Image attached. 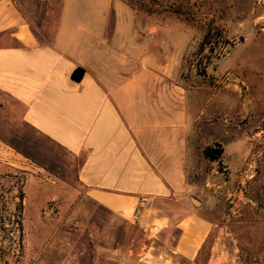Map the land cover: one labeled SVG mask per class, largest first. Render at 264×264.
Instances as JSON below:
<instances>
[{"label":"crops","instance_id":"1","mask_svg":"<svg viewBox=\"0 0 264 264\" xmlns=\"http://www.w3.org/2000/svg\"><path fill=\"white\" fill-rule=\"evenodd\" d=\"M194 50L192 29L142 20L124 0H0V110L78 160L89 202L125 222L139 209L146 256L169 246L191 264L226 183L251 161L253 177L264 133L220 70L230 55L198 75ZM4 146L17 151L0 141L1 165L20 169L25 156ZM215 146L221 158L209 162L202 151ZM222 259L213 244L205 264Z\"/></svg>","mask_w":264,"mask_h":264},{"label":"rangeland","instance_id":"2","mask_svg":"<svg viewBox=\"0 0 264 264\" xmlns=\"http://www.w3.org/2000/svg\"><path fill=\"white\" fill-rule=\"evenodd\" d=\"M124 1L142 20L192 29L195 50L187 62L196 74L205 75L207 67L230 55L220 70L227 68L239 81L258 132L264 129V0ZM206 35L212 52L200 45ZM257 140L253 177L226 183L220 206L210 212L216 229L197 264H205L213 244L223 254L217 264H264V133ZM0 141L25 156L18 170L0 161V223L6 230L14 227L6 215L20 204L17 189L24 196L20 247L15 234H0V264H191L171 257L169 246H155L146 256L148 245L136 225L88 201L77 182L78 160L1 110Z\"/></svg>","mask_w":264,"mask_h":264},{"label":"trees","instance_id":"3","mask_svg":"<svg viewBox=\"0 0 264 264\" xmlns=\"http://www.w3.org/2000/svg\"><path fill=\"white\" fill-rule=\"evenodd\" d=\"M208 36L209 35H206L204 37L202 43L200 44L201 47H203L205 44L208 45L206 43ZM208 51L212 52L211 49H208ZM221 155H222V150L220 149L219 146H215L213 148L208 147L202 151L203 158L209 162H218L221 158ZM17 198H18L20 204L11 213H8V215H6L10 219V221L12 219L11 222L14 225V227H13V229L6 230L4 228L5 225L3 223H0V234H4L5 232L9 233L11 235L15 234L16 235L15 241L17 242V246L20 247V244L22 241V224H21L22 206H21V201L24 199V196H23L21 189H17Z\"/></svg>","mask_w":264,"mask_h":264},{"label":"built area","instance_id":"4","mask_svg":"<svg viewBox=\"0 0 264 264\" xmlns=\"http://www.w3.org/2000/svg\"><path fill=\"white\" fill-rule=\"evenodd\" d=\"M218 40V39H217ZM208 49H211L213 47V44L210 43L208 44ZM253 163V162H252ZM251 164L248 165V168L245 169V171H243V173L241 174V181H245L247 179H249V172H251ZM141 220V212L139 209H137L134 214L132 215V218L130 220V222L134 225H137Z\"/></svg>","mask_w":264,"mask_h":264},{"label":"water","instance_id":"5","mask_svg":"<svg viewBox=\"0 0 264 264\" xmlns=\"http://www.w3.org/2000/svg\"><path fill=\"white\" fill-rule=\"evenodd\" d=\"M240 41H242V40L240 39Z\"/></svg>","mask_w":264,"mask_h":264}]
</instances>
